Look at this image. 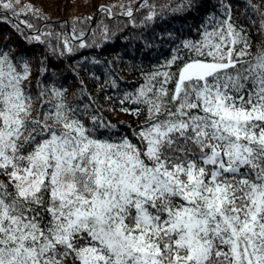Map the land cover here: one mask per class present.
Segmentation results:
<instances>
[{
	"label": "snow or ice",
	"instance_id": "6c2138e0",
	"mask_svg": "<svg viewBox=\"0 0 264 264\" xmlns=\"http://www.w3.org/2000/svg\"><path fill=\"white\" fill-rule=\"evenodd\" d=\"M211 8L125 95L131 136L62 87L33 92L26 53L0 49V264H264V42L247 26L264 35V0ZM25 12L0 0V21Z\"/></svg>",
	"mask_w": 264,
	"mask_h": 264
},
{
	"label": "trees",
	"instance_id": "16d2710c",
	"mask_svg": "<svg viewBox=\"0 0 264 264\" xmlns=\"http://www.w3.org/2000/svg\"><path fill=\"white\" fill-rule=\"evenodd\" d=\"M181 2L21 0L38 15L25 12L17 18L9 13L10 19L0 21V49L26 53L36 72L31 86L33 92L37 91V79L47 86L62 87L70 103L91 104L122 135L131 136L129 126L143 123V117L121 111L124 107H136L125 100V95L135 94L149 73L167 70L162 65L174 54L177 44L200 38L197 28L217 0H207L198 11L172 12ZM253 2L259 4L260 0ZM129 10L132 16L127 15ZM243 11V8L235 11L234 18L240 17ZM151 12L155 15L149 20ZM19 20L28 21L33 28L25 29L24 33L16 31ZM247 26L255 50L264 42V35L257 27ZM36 35L42 42L31 38ZM81 43L85 47L80 48ZM41 60L47 68L44 76L39 75Z\"/></svg>",
	"mask_w": 264,
	"mask_h": 264
},
{
	"label": "rangeland",
	"instance_id": "374dc122",
	"mask_svg": "<svg viewBox=\"0 0 264 264\" xmlns=\"http://www.w3.org/2000/svg\"><path fill=\"white\" fill-rule=\"evenodd\" d=\"M73 11H76V9H74Z\"/></svg>",
	"mask_w": 264,
	"mask_h": 264
}]
</instances>
